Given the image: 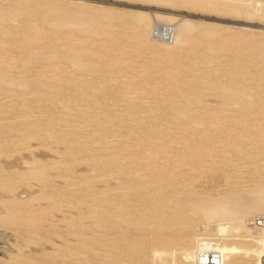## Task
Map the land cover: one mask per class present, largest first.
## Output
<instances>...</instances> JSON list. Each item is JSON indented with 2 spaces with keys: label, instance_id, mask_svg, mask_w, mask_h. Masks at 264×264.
I'll return each instance as SVG.
<instances>
[{
  "label": "bare ground",
  "instance_id": "bare-ground-1",
  "mask_svg": "<svg viewBox=\"0 0 264 264\" xmlns=\"http://www.w3.org/2000/svg\"><path fill=\"white\" fill-rule=\"evenodd\" d=\"M28 1L29 0H26V2H28ZM140 1H144L146 3L148 2V4L150 3L152 6L150 5L151 7L147 8L146 10H132L131 9V10H126V11H120V12H118V14H116L114 12L115 15L112 14L111 10L106 9L105 12L102 11V14H98L96 16V18H98V20L94 19V22L91 21V20H93V19H91V17L89 18V19H91L90 21H86V20L84 21L83 16L86 17V15H90L92 13L94 15V13L97 11V9H98V11H99V9L103 10L102 7L89 5L88 3L87 4L78 3V1L77 2H71L72 3L71 7L65 6V5H59V4L58 5L57 4L52 5V3L46 4V5L44 4L46 6L45 8L48 12L51 13L53 11L52 12V14H53L54 11H56L57 13L55 12V14H53V15L48 13L49 16H47L48 14L46 15V13H47L46 11L40 12V10H39V14L40 13L44 14L46 12L44 14V16L46 15L47 17H42L41 21H43V23L47 22V25H50L53 27L52 30L56 32V35H54L55 38H56V36H58V33H60V34L62 33L61 29L64 28L65 26L76 27L77 29L83 31L84 34L86 32H89V36H90V34L92 36L93 35L94 36L95 35L101 36V33L103 34V32H101V28H100L101 26H100L99 18L104 19V23L106 22L111 26H112V24H118L119 26H121V31H119L116 36H113L112 32H111L112 36L111 35L108 36V34H110V33H108V34L105 33V34H103V36L106 35L108 37V40L111 41V43L114 40L118 41L117 43H123L124 41H130L131 43H133V45H130L129 47H121L122 46V44H121L120 48H117L118 49L117 51L123 55H125V54L129 55V53L131 51H133V52L138 53V56L139 55L142 56L141 52H143V53L146 52L145 55H147V56L145 58V62L148 63L147 65H149V66L152 65L155 68L157 67L158 72L160 70L162 71V72L161 71L159 72V74H161V75H158V72L156 71V69H155V72H150L149 69L144 68L145 65L142 66V64L140 65V63H138L139 66H142L144 68V69H142L141 67L137 68V70L139 68H141L140 70H138V72L136 74L139 77L138 80L137 79L134 80L136 77L132 76L131 74L128 75L126 73L125 74L121 73L120 77H123L122 78L123 80L122 81L120 80V83H121L122 88H124V92H128V93L132 92V90H130V87H132L131 85L135 86L136 89H138L139 91H141V92L143 91L142 93L144 95L149 96L153 100L154 105H152V107H150V108L152 111H154L156 113H158V112L160 113V110H162L163 105H165V102L168 101V103H170L169 102L170 99H171V103H176L178 101V104L174 105V108H175L174 110L176 111V114L179 117L187 118L191 123H193L192 124L193 126L195 124V126L201 127L199 129V131H201L202 134L200 133L201 135H200L199 139L202 141V143L204 142V145H202V147L197 149V150H199L198 153L194 149L196 151V153L199 155H202V156H206V158H207L209 153L211 152L212 148H214V146H213L214 142H216L215 145L218 142L221 145L220 147H223V149H224L223 152L227 153L228 155L229 154L237 155V156H240V155L245 156L246 155L248 157L250 156V158L254 157V160H255L254 163L256 166H254L255 169L251 171V172L254 171L253 174L251 175V173H250L251 178L247 179L246 181L245 180L242 181V179H240V181H239L238 179L242 178L241 177V174H242L241 171L242 170H240V171L237 170L236 165H233L232 163H230L232 161H230V159H228L229 157H227L226 154L224 153L225 156H223V157H227V160H229L230 162H225L227 160L222 158L224 160L223 161L218 160L217 163H219V161H221L220 163H222V165H224V164L227 165L225 167V171L227 170L225 172L226 173V179H227L226 182H228V185H229V188H227V190H223L219 195L215 196V195H212L211 192H205V194L195 193L194 191L189 192V193L188 192L184 193V192H182V190H183L182 188L188 187V186H185V187H182L181 189L178 188L177 191L173 192V195H175V198L171 197V199H166L165 193L163 191L164 186L159 187V185L156 182L160 183L163 181H169V180H172L176 177H181V176H183L184 180H185L187 177V176L185 177V175H189L190 171L188 169H185L184 167L186 165L193 164L191 155H189V153L192 151H190L189 153H186L187 155H184V156H182V158H180L181 157L179 155L180 151L176 150V151H178L176 156L179 155L180 157L177 156V158H176V156H174V155L173 156L166 155V157L163 158L164 161L161 160L162 163H160V164L156 163V165H155V161L158 159L157 158L155 160V158L158 155H161L162 153H163L162 155L165 156V153L162 151V149H160V147L158 145L159 140L155 139L154 141L157 142V144H155V142L153 140L150 141L151 139H149V141H144V142H146V144H145V146H143V148L138 149V147H137V150H135V151H128L129 150L128 146L127 147H124L123 145H122L123 147L122 146H116V147L112 146L111 148H113L112 149L113 151L111 154L109 153V155L111 157L107 156L109 158L108 159L105 158V161H103V162L101 161L102 163L99 166V168L96 167L95 169H91V171H93V172L97 171V174L95 175V177L97 178L96 179L97 181H98V178L103 177V175L106 178L105 175L109 176L112 173L113 174L117 173L119 175H120V173H122L121 175L123 176L124 173L126 172V170L124 171V168L121 167L122 166L121 161H123V160L120 159V157H118V156L122 153L127 152V154H131V156L134 155V159L132 158L133 159L132 161H134L136 163V165L138 166V167L137 166L132 167L131 171L132 172L136 171L137 173H139V168H140V173H141L142 172L141 169L143 171H144V169H148V172L146 173V175L151 176V177H156V180L153 181L156 184H152V186L150 184V187L145 188L146 186H143L144 184L132 182L131 183L132 185L124 186L126 183L121 182L122 185L119 187L121 190H124V191H118V192L114 193V191H113L114 189H111L109 187V189L108 188L100 189V190H103V189H105V190L101 191V192L99 191V193H96V191H94V192L91 191L90 193H85V194L79 195V194L75 193L76 192V191H74L75 189L70 188L72 186V184H74V183H72L71 186H69V184H68L67 186H69V188L65 187L66 185H63L65 188H61V186L56 188L54 186L55 184L52 183V185L53 184L54 185L51 187V189L42 190L45 192L40 193L41 192L40 191L39 192L40 195H37L36 197H34V195H33V197H30V200L28 199V201H31V202L23 201L24 198L22 199L20 196H17V195H16V197H14L12 199L7 200L9 198V196H6L7 198H6V200H4L3 203H4V206L6 207L7 210H6L5 214H3L2 216L0 214V223H9V224L15 223V225H16V224H18L16 222H19V219L23 218L25 220V221L23 220L25 222V224L27 222V223H29L30 227H31V225L33 226L30 229H28V232H37L38 230L41 229V225H40L41 221L43 223H45L43 220H46V216L49 215L48 211L51 209L45 211L46 210L45 206H44L45 209L41 208L42 206H40L39 208H37V207L35 208V205H34V203H32V201H34V200L38 201V200H44V199L48 200L49 199V201H51L49 203L50 208L52 207L53 210L54 209L62 210L64 206H68V208L71 209V211H72V209L77 210V213L75 212L76 210L74 211L76 213V216H73V215H75V213H73V214L71 213V214H69V216L71 215L73 217H65L63 219V221H65V226H64L63 230H60V232L64 238V244H63V247L61 249V253L59 255L61 260L60 261L58 260L62 264H123V263L124 264H126V263H128V264H199L201 261L202 254H203V252H205V250L214 251V252L218 253V255L216 256V261L219 264H264V260H263V258H264V232L260 227H258L257 225L254 224L255 219L264 215V75H263L264 74V29H263L264 28V0H140ZM23 2H24V0H23ZM67 3H69V2L67 1ZM20 6L21 5H19V7ZM35 6L31 7L32 9L34 8L33 11H35V8L37 10H38V8L40 9L41 8L40 6H42V4L38 3V5H35ZM43 8L41 10H43ZM27 9H30V8L27 7ZM181 9L198 10V11L200 10V11H205V12H215V13H219L221 15L224 14V15H229V16L231 15L234 17H242L243 19L246 20L247 23H250V24L252 23V24L250 25V24L246 23L247 25L241 26L243 28H242V30H240L239 33H234L233 35L227 34L224 30H223L224 31L223 32L219 27H214V26H213L214 28H212V27H210V28L201 27L199 24H197V22L194 19L189 17L188 13H186V14L180 13ZM12 11H13V9H12ZM29 11H31V9ZM36 11H35V13H36ZM7 13L8 12L0 13V19H6ZM24 13H26V11L23 12V14ZM37 13H38V11H37ZM37 13H36V16H37ZM13 14H14V12H13ZM13 14H12V17H13ZM79 15L82 16V21H80ZM12 17L10 16V18H12ZM17 17H18V14H17ZM77 18H78V20H77ZM7 20H8V18H7ZM11 21H13V20H11ZM35 22L36 21H34V23H31L32 26L30 27L32 30V35L35 38H41L40 40H43L42 37L45 35L46 31L42 30L43 29L42 27L45 24L44 25L42 24L43 26H41V25H37L38 24V22H37L35 25ZM1 23H2V21H1ZM16 23H18V22L16 21ZM25 23H26V21H25ZM95 23H97L98 26ZM256 23L258 24V25H256L257 27H255V25H253ZM27 24L29 25L30 23H26V25ZM159 24L163 25L166 30L170 31V34L172 35L171 39L161 40V39H158L154 36L155 26L159 25ZM22 25H23V23H22ZM104 25H103V27H104ZM214 25H216V24H214ZM46 28H48V27H46ZM110 29H111V27H110ZM126 29L127 30L131 29L132 32L127 33V31H125ZM7 30H6V32H7ZM14 30H15L14 33H16V28ZM52 30H51V32H48L47 35H50V33L53 32ZM69 30H70V28H69ZM117 30H118V28H117ZM225 30H226V28H225ZM6 32H5V34H7V36L10 35L9 33H6ZM68 32H66V31L63 32V37L67 38L65 40H67L68 42L65 41L66 42L65 45L63 44L64 49H62L61 52H59L56 48H51L50 51H48L47 53H44V55L47 56L46 59H49L51 57H55L59 53H62L60 56V63L65 64V69L63 67H61L62 65L60 66V65H58V63H56L58 65V68L55 69L52 65L49 68H54L52 71H57V73H59V74H54V75H47L46 74L45 75V72H43L42 74L40 73L39 76H40V78H43L45 76L46 78L44 77L45 78L44 80H48V82H52V81H55L57 79L59 82L62 81L64 83V88H65L64 90L66 92L63 91V93L60 94L59 102L61 103V106L64 107L65 110H71L72 112H75L76 117L78 115H80L84 119V121L82 119L83 126L82 125L81 126L83 128H87L84 126H88V124L94 125V123L90 124L89 121L96 120L94 118L98 117L99 114L101 116V114H104L102 112L106 111V110H103V108H101L102 106L100 107L101 108V110H100L96 104L97 101L96 100L93 101V99H95V97L98 95V93H100L102 91H109L108 89L111 87V83L113 81H115V78H110V77H106V76L102 77L101 76L102 77L101 81L100 82L97 81L98 84H100L99 86H97L96 84H93V85H91V90L85 91L86 88L81 90V87H79L77 81H79L81 83L86 81V79L84 78L86 71L87 72H95L96 70H101V62H100L101 60L99 59L101 57H98V59H94V58H92L94 56L93 55L92 57H88L87 59L83 58L84 51L86 49H88L87 48L88 45L89 46L94 45L93 43L95 42V40H94V42L92 40L90 42H88L86 40H88V39L90 40L92 38V36H90L91 38L86 39L88 36L84 38L81 35L83 43H84V40L86 39L85 41L88 42V45L86 48L83 46L75 47L76 44L71 45L70 43L74 44V42H73L74 39L76 38L78 40L79 37H78V35L75 38L71 37L70 35L68 36ZM73 32H74V30H73ZM69 33H71V32H69ZM116 33H117V31H116ZM11 34H13V33H11ZM22 34L25 35L24 33H22ZM65 34H66V36H65ZM254 34L259 35L258 36L259 38H254L255 37ZM72 36H73V34H72ZM208 37H216L218 40H216V42L210 43V42L206 41V38H208ZM24 38L26 41H30L29 40L30 38H28V37H24ZM55 38L52 40L53 42H54ZM242 39H244V40H242ZM57 40L60 41L59 38ZM239 40H241V41H245V40L247 41L248 40V42H246L245 48H243V49L244 50L247 49L248 51H250V53L256 58L257 64H258L257 66H258L259 74H261V76L263 78V82L260 84L259 89L257 87L258 90H257V92H255L256 94H253V92H251V88L254 89V85L253 86L251 85V83L253 81L250 82L251 79L250 80H244L246 74L244 76L243 71H241V70H243V69H241L242 68L241 58H242L243 54L241 55L239 53L238 46H236L234 49H232V46L237 45L238 42L239 43L241 42ZM34 41H37V39H35ZM46 41H48V40H46ZM58 41H55V42L57 43ZM80 41H81V38L79 39V45L82 43V41L81 42ZM106 41H105V43H107ZM75 43H76V41H75ZM9 44L12 45L11 43H9ZM9 44H7V45H9ZM40 44H41V42H40ZM10 45L8 48L11 47ZM43 45H45V44H43ZM99 45H100V43H99ZM238 45H240V44H238ZM53 46L55 47L56 45L54 44ZM104 46H101V48L102 47L104 48ZM123 46H125V45H123ZM1 48L3 49V47H1ZM24 48H25V46H24ZM61 48H62V46H61ZM131 48H132V50H131ZM230 50L232 52H234L233 53L234 59L232 61V64H234V66H233V68H231V69L228 68V70H226L227 77H229L228 81H224L221 84L220 83L219 84L214 83L212 86L208 85L209 82H207L205 80H202L205 82L204 84L203 83L200 84V82L196 83L198 81L195 78H196V75L198 73L203 72L205 75L206 74L210 75L211 73L205 71L206 66H208L207 68L211 67L213 69L212 66L214 64L216 65V63L218 62V61L215 62L214 57H213V53H215V54L217 53L220 56H222V54H224L227 51L231 52ZM42 51H44V50H42ZM2 52H4V49L2 50ZM2 52H1V54H5ZM86 52H87V50H86ZM88 52H90L89 54H95L96 53L95 50H93V49H88ZM112 53H114V52H112ZM6 56L7 55H4V56H2V58L3 57L5 58ZM87 56H89V55H87ZM141 56H139V57L141 58ZM11 58L13 60H16V59H14V57H11ZM8 59H9V57H8ZM8 59H6V60H8ZM41 60L43 61V59H41ZM17 61H18V59H17ZM128 61H129L128 59L121 60V61H119L117 59L114 61L113 65L110 64V66L111 65H112L111 67L116 66V67L120 68L121 71H127V69L131 68V66H132V64L129 63ZM14 62H11V63L14 64ZM29 62H30V60H29ZM29 62L27 60V61H25L24 64H22V66H24L22 72H24L25 74H26L27 70H30L28 67ZM131 62L133 63V61H131ZM253 62L255 63V61H253ZM11 63H9V64L11 65ZM17 63H19V62H17ZM202 63H204L206 66ZM134 64L135 63H133V65ZM224 65H226V63ZM31 66H33V65H31ZM110 66L108 68H111ZM216 66H218V65H216ZM71 67H74L73 71H69V68H71ZM8 68L9 67L7 66V64H5V61H0V84L2 83V87L4 86V89L8 90V92L6 91L7 93L6 92L5 93L0 92V121L11 120V121H13V123H16L15 120L18 118H22V119L25 118L27 121L24 123L26 125L25 126L26 128L22 127V125H19V124H17V126H11L13 124L12 122L10 123V125H6V126L0 128V158H1L2 154H4V153L6 155H9V156H11V155L14 156L15 152L19 151L22 148L23 149H30V147H31L30 141H32V139H34V138L36 139V135H34L36 132L37 133L40 132V134H42L40 137L38 136L39 137L38 139H42L43 141L45 140L44 142H47V138H52V139L56 138L57 140H59L58 142H60L61 140H64V141L68 140L69 141L68 146L69 145L72 146V144L74 142L71 143L70 141H76V142L83 143V144H80V146L82 145L83 149L90 148V150H91V148H93L95 146V143L96 144L100 143L99 145L109 144V141L107 139H110L111 137L109 138V137L103 136L102 139L99 141V140H95L91 134L82 136V138H81L79 136V134H77L76 132L70 131L68 134V133H66L65 130L57 129L56 127L60 126L59 125L60 121H62L64 123V121L61 119V117L64 115H61L60 113L59 114L61 117H59V118L58 117H55V118L47 117L48 119L41 118V120H43V122H41L39 124L30 120L29 118H31V116H32L31 114H32L33 110L35 109V106L30 107L28 104L23 103L21 105L18 104L20 107H17V105L15 106L14 104L16 103L15 98L19 95L18 92L24 91V94H23L24 96H22L24 98L29 96L27 94V91L30 89L29 87H31V88L33 87L30 85L32 84V82L35 78L32 80V79H29L26 75H21V74L16 76L15 73H12L13 71L8 69ZM10 68L13 69L14 66L12 65ZM34 68H35V66H34ZM219 68H220V66H219ZM16 69H14V70H16ZM134 69H132V70H134ZM225 69H227V68H225ZM206 70H208V69H206ZM188 73H190V75H188ZM247 73L250 74V72H247ZM242 74H243V76H241ZM249 74H247V75L249 76ZM251 76H250V78H251ZM227 77L225 76L223 78H227ZM185 79H188L189 81H184ZM205 79H207V78H205ZM252 79H254L253 76H252ZM256 79L259 80L258 78H256ZM90 80H89V82H91ZM221 80H224V79H221ZM241 80H243L244 82ZM245 81L249 82L250 85H244L243 86V84H241V82L246 84L247 82H245ZM86 82H88V81H86ZM254 83H256V82H253V84ZM194 84H196L195 86H198V84L200 86H202V84H203L205 87V91H203L200 88H199L200 91L198 89H196V90H198V92H196L197 95L196 96L194 95L195 97H193L192 93L194 91H191V90H193L194 87L192 88L190 86L194 85ZM42 86H44V85H41L40 87H42ZM113 87H114V85H113ZM189 87L192 88L190 91L188 90ZM216 87L220 88L224 94V95H222L223 101L221 100L222 106L219 105L220 107H218V108L210 107L209 104L206 103V101L208 100L207 94L210 93L208 90L211 88H216ZM217 88H216V90H219ZM0 89H1V87H0ZM206 89H208V90H206ZM1 90H3V89H1ZM87 90H88V88H87ZM170 91L173 93L171 94ZM206 91H208V92L206 93ZM117 92H118V90H117ZM122 92L123 91H121L120 94H117L115 92L116 95H114L113 97H115L116 101L125 100L127 98L134 96V95H132V93H130L131 95H129V94H123ZM216 92L218 93V91H216ZM220 92L221 91H219V93ZM17 93H18V95L16 96ZM29 93H30V91H29ZM41 93H44V92H41ZM32 94H33V92H32ZM203 94H205V98H203V96H202ZM30 95H31V93H30ZM55 95H57V94L55 93ZM142 95L135 96L134 99L139 98L138 100H141V99H143V96H144V95L143 96ZM146 96H144V97H146ZM162 96H164V97H162ZM168 97H170V99L167 100ZM7 98H8V100L10 99V102H3V100L7 99ZM177 98H179V99L176 101ZM35 100H36V102H40L42 100V98L35 99ZM23 102H24V99H23ZM31 102L33 103L34 101L32 100ZM52 102H54V101H52ZM57 102H58V100H57ZM99 103H101V102L99 101ZM52 104H54L56 106V103H52ZM112 104H110V105H112ZM115 104H116V102H115ZM126 105H127V103H126ZM133 105H134V107H140V108H143V106H144L140 101H137V100L133 103ZM196 106H197V108H195ZM199 106L202 107L203 110L204 109L205 110L202 111L201 113H200V110H197V111H199L198 114L194 115V112L192 113V109H195V111H196V109H198ZM106 107H107V105H106ZM110 107H109V110L112 109V107H111V109H110ZM124 107H122V108H124ZM171 107H173V104ZM116 108H118V107H116ZM125 109H126V107H125ZM131 110H132V108H130V109L127 108V110H125L121 115L119 114V116L122 118V121H123L122 124L124 123V120L128 116L133 115V114H131ZM215 110H217V111H215ZM232 110L235 111V114L231 113V115H230L227 113L228 111L232 112ZM167 111H168V109H167ZM44 112H46V111H44ZM44 112L43 113L41 112V113L44 114ZM117 112H119V111H117ZM134 113H136V112H134ZM144 113H147V112L145 111V112H143V114ZM39 115H41V114H38L37 117H39ZM57 115H58V113H57ZM191 115H194V116L191 117ZM102 116H106V114H104ZM107 116L108 117H105L106 119H104V120L107 123H109L111 121L110 119L112 116L111 117H109V115H107ZM114 116H116V115H114ZM133 116L132 117L134 119H135V116L138 117L136 114ZM132 117H129V119ZM143 117H145V116H143ZM133 118H132V120H133ZM160 118H162V117H160ZM89 119H94V120H89ZM18 120H20V119H18ZM140 120H142V118ZM140 120L139 121H138V119L136 120L137 124H138V122H141ZM175 120H176L175 122L177 123V118ZM76 121H75V123H76ZM82 121H81V123H82ZM96 121H97V123L103 122V120H96ZM145 121H143V122H145ZM214 121L216 122L215 125L218 126V127H216L218 132H216L217 135L214 134V136H212L211 133H209L208 131L213 126L211 124ZM67 122H68V120L66 121V123ZM106 122H104L105 124H103V125L100 124V127L107 125ZM143 122H141V123H143ZM66 123H64L63 125H65ZM86 123H88V124H86ZM180 123H181V121H180ZM118 124H120V123H118ZM124 124H126V122ZM246 124L247 125L249 124V126H248V128H245V130H242V133H241L240 129H238V130H240V132H237L238 130H236V132H235V129L239 128L240 126L243 127V125L245 126ZM96 125H99V124H96ZM139 125L141 127V124H139ZM175 125H177V124H175ZM73 126H75V125H73ZM181 126H183V124ZM67 127H69V126H67ZM112 127H114V126H112ZM129 127L132 128V126H129ZM150 127H152V126H149V128ZM163 127L164 126H162V128L161 127L160 128L163 130ZM204 127H205V129H204ZM242 127H241V129H243ZM77 128H80V127L77 126ZM160 128L158 129L159 131H160ZM128 129L129 128H127V130ZM213 129H215V128H213ZM246 129L248 131L247 132L248 134L243 133V131H246ZM15 130L20 131L21 134L14 133L13 131H15ZM81 130L83 132V129H81ZM100 130H101V128H100ZM149 130H153V129L152 128L148 129V132H149ZM188 130H189V128H188ZM188 130L186 131V134H187ZM204 130H205V132H204ZM215 130H214V133H215ZM167 131L169 132V129ZM177 131L179 132V130H177ZM190 131L194 132L192 130V128ZM211 131L213 133V130H211ZM130 133H132V132H130ZM174 133H176V132H174ZM206 133H208V134H206ZM220 133H222V134L220 135ZM153 134H154V132H153ZM171 134L174 135L173 132ZM178 134H180V133H178ZM37 135H39V134H37ZM93 135H94V133H93ZM193 135H195V134L193 133ZM175 136H180V135L175 134L173 137L174 143L172 142V145L174 144V146L176 147V142L178 141V138L176 137L177 141H174V140H176ZM196 136H197V134H196ZM115 137H117V136H115ZM146 137H147V135H146ZM215 137L218 138V141L215 139ZM120 138H121V136H120ZM166 138L167 137H165V139ZM179 138H181V136ZM111 139H113V138H111ZM181 139H183V138H181ZM191 139H193V138H191ZM243 139H245V140L246 139L247 140L252 139L251 141H252L253 145H255L256 149H248L247 148L248 146L245 147V143H244V146H242L241 141ZM139 140H142V139L139 138ZM162 140H160V142ZM200 140H198V141H200ZM249 140H248V142H249ZM182 141H184V140H182ZM182 141H180L181 143H179L181 145V147L183 146L184 143H186V142L183 143ZM195 141H196V139H195ZM134 142H136V143L139 142V144H140L141 141H138V142L134 141ZM190 142H192V141H189L188 143H190ZM244 142H246V141H244ZM22 144L25 146H23ZM60 144H62V143H60ZM21 145H22V147H16L15 148V146H21ZM48 145L50 146V144H48ZM73 146H77V145L73 144ZM139 146L141 147V145H139ZM184 146H185V144H184ZM186 146H187V144H186ZM196 146L197 145L195 142V147ZM249 146H251V145H249ZM177 147H179V146H177ZM198 147H199V145H198ZM161 148H163V147L161 146ZM167 148H169V147H166L165 149H167ZM66 149H69V148H66ZM94 149H95V147H94ZM96 150H98V149H96ZM107 150H109V149H107ZM169 150H170V148H169ZM173 150H174V148H173ZM189 150H191V147ZM66 151L69 153L68 150H66ZM216 151H218V150H216ZM72 152H74V151H72ZM219 152H220V150H219ZM90 153H91V151H90ZM143 153H144V155L148 154L147 159H144V160H147L146 163L143 162V159H139V158H141V155ZM219 154H221V152L217 153V155H219ZM65 156L67 157V155H65ZM73 156L78 157V154L73 155ZM73 156L71 155L72 160H73ZM103 156L104 155L102 154L101 157H103ZM214 156H216V155L214 154L213 157ZM101 157H99V158H101ZM230 157H232V156L230 155ZM79 158H80V155H79ZM205 159H203V160L206 161ZM38 160L39 159H37V160L35 159V161L33 160L34 162L31 160L34 165L31 164L29 161L28 162L25 161L27 164L29 163L28 165H30L29 168L26 170H24V169L21 170L20 168H16V167H18L19 163L16 166L15 160H14L15 162L13 164V167L11 165V163L13 161L10 163V165L5 163L6 162L5 161L4 163L6 166H4V165H3L4 167L0 166V167H2L1 169H3V170L4 169H10L11 172H9V174H7V175L0 176V189L3 188L1 190H3V191L6 190L7 193H8V191H10V192L15 191L16 192V189H18V188H16L14 185V182H13L14 179L21 180V183H22V181H28L30 179H33V180L36 179L35 181H37V182L39 181L40 184H41V182L46 183L48 181H50V182L53 181L54 175L52 174V170H53V167L56 168V166H53L51 164H41V162H40L41 160H39V162H40V164H39ZM87 160H88V158H87ZM97 160H96V162H98ZM151 160H153V161H151ZM203 160H201V161L203 162ZM83 161H84V159L82 160V162ZM92 161L93 160L91 159V162ZM210 161H209L210 164L208 163L209 165L208 164L205 165V162H204L203 165H205V168H199V170L202 172H206V171L208 172L210 170L213 171V170H216V168L217 169L220 168L219 166L215 167V165L213 164L214 162L212 161L213 163H211ZM73 162H75V161H73ZM73 162H72V164H73ZM82 162H80V163H82ZM96 162H95V164L97 165ZM206 162H208V161H206ZM243 162H246V161H243ZM26 163H24V164H26ZM75 163H77V162H75ZM80 163H78V164H80ZM86 163H89V162L86 161ZM1 164H3V163L1 162ZM78 164H76V165H78ZM196 164L198 165V163H196ZM200 164L201 163H199L198 167L200 166ZM211 164H213V165H211ZM252 164H253V162H252ZM7 165H9V166H7ZM58 165H60V164H58ZM61 165L63 167V164H61ZM67 165H70V164H66L65 167H68ZM73 165L76 166L75 164H73ZM93 166H95V165H93ZM93 166L92 167L90 166V167L94 168ZM123 166L125 167V165H123ZM22 167H24V166L22 165ZM65 167H64V169H65ZM130 167H131V165H130ZM189 167L192 168L191 166H189ZM189 167H187V168H189ZM198 167L196 168V170H198ZM17 169H19L18 172H16ZM66 169H68V168H66ZM14 170H16V171H14ZM76 170H78V169H76ZM4 171H6V170H4ZM128 171H129V169H128ZM193 171H195V170H193ZM62 172L63 171H61V173L58 176L63 177L64 173L62 174ZM93 172H91V174ZM136 172L134 173L135 175H136ZM68 173L71 174V172H69V171H68ZM72 173H74V171ZM198 173H200V172H198ZM79 174H80V172H79ZM203 174L204 173L198 174L197 176H202ZM206 174H205V176H206ZM13 175H14V177H13ZM73 176L75 177V175H73ZM80 176H81V174H80ZM115 176H117V175H115ZM68 177H67V179H68ZM112 177H114V175ZM249 177L250 176H248L247 178H249ZM89 178L90 177H87L85 179V181H87V182L92 181V180H89ZM142 178L147 179V177L145 178V176ZM199 178H198V180H199ZM70 179H72V178H70ZM132 179H134V177ZM103 180L104 179H102V181ZM117 180L120 181V179H117ZM117 180H116V183H117ZM71 181H73V180H70V182ZM93 181H95V180H93ZM185 181H187V180H185ZM195 182L193 185H195ZM23 183H26V182H23ZM23 183H22V185H23ZM110 183H111V181H110ZM113 183H115V180ZM113 183H112V186L114 185ZM192 183H193V181H192ZM46 184H48V183H46ZM49 184H51V183H49ZM59 184H61V183L59 182ZM106 184H108V183H106ZM118 184H120V183H118ZM166 184H168V183H166ZM27 185H30V181H29V184H27ZM84 185L85 184H83V186ZM73 186H75V185H73ZM79 186L82 187V183ZM92 186H93V184H92ZM88 187H91V186H87V184H86V188H88ZM105 187H107V186H105ZM166 187H167V185H166ZM170 187H171V184H170ZM89 189L90 188H88L86 191L89 192ZM93 189H95V188H93ZM111 190H112V192H111ZM207 191H209V189H207ZM210 191H212V188L210 189ZM102 193L105 196H101ZM1 194H3V193H1ZM99 194H101V195H99ZM151 194L155 195L156 199L154 200V203H152V205L150 203L149 206L148 205L146 206L147 203L143 199L146 198V195H151ZM64 196L65 197L67 196L69 198L67 199ZM133 196H139L140 201L138 203L135 202V199L133 198ZM3 197L5 198V196H3ZM152 198H153V196H152ZM165 207L168 208L172 212L171 213L172 216L170 218L164 217V215H163V208H165ZM68 211H70V210H68ZM68 211H66V212H68ZM66 212L64 214L68 215V214H66ZM115 226L120 227V230L119 231L118 230L113 231L112 229ZM148 227L153 228V230L149 233L145 232V230H147ZM113 235H117L119 237L116 238V237H113ZM31 238L32 237H30V240L34 239V238L31 239ZM26 239H28V237ZM32 242H34V241L32 240ZM35 242H36V240H35ZM100 250L104 251V254L101 251L103 255L99 254ZM45 255L48 256L47 254H45ZM56 256H53V261L51 259L52 256H50L51 261H49L48 264H55L57 262V259H56V262L54 261L55 260L54 258H57ZM25 259L27 260V258H25ZM28 260H29V258H28ZM202 260L205 261V257L202 258ZM31 261H32V259H31ZM27 264H29V263H27ZM57 264H59V263L57 262Z\"/></svg>",
  "mask_w": 264,
  "mask_h": 264
},
{
  "label": "rangeland",
  "instance_id": "rangeland-1",
  "mask_svg": "<svg viewBox=\"0 0 264 264\" xmlns=\"http://www.w3.org/2000/svg\"><path fill=\"white\" fill-rule=\"evenodd\" d=\"M2 1V2H1ZM8 3H7V2ZM21 1V2H20ZM38 1V2H37ZM67 1L69 2V3H67ZM78 1V3H84V4H89V5H94V6H97V7H102V9L103 10H100L99 9V11H98V9H97V13L95 14L94 13V15H93V13L92 14H90V15H86V17L85 16H83V20L85 21H90L91 19H93V20H91V21H93L94 22V19H96V20H98V18H96V16L98 15V14H102V11H104L105 12V10L107 9V10H111V12H112V14H114L115 15V13L116 14H118V12H120V11H126V10H146L147 8H149V7H151L152 5L149 3L148 4V2L146 3V2H144V1H140V0H29L28 2H26V0H24V2H23V0H0V10L2 11H0V13H4V12H8L7 14H6V19H0V61H5V64H7V66L9 67L8 69H10V70H12L13 72L12 73H15V75L16 76H18L19 74H21V75H26L29 79H34L33 80V82H32V84L30 85V86H33L32 88L31 87H29L30 89L27 91V94L29 95V96H27L26 98H24V97H22V96H24L23 94H24V91H20V92H18L19 93V95H18V93L16 94V103L14 104L15 106L17 105V107H20L19 105H21V104H28L30 107H34L35 106V109L33 110V112H32V116H31V118H29L30 120H32L33 122H35V123H41V122H43V120H41V118H44V119H48L47 117H53V118H55V117H61L60 116V114L61 115H64V116H62L61 117V119L64 121V123H66V121L68 120V122L65 124V125H63L64 123L62 122V121H60V126H57L56 128L57 129H61V130H65L66 131V133H68L69 134V132L71 131V132H76L77 134H79V136L82 138V136H85V135H88V134H91L92 136H93V138L95 139V140H101L102 139V137L103 136H105V137H111V138H113V139H107L108 141H109V144H103V145H99L100 143H95V149H94V147L93 148H91V150H90V148H85V149H83V147H82V145L80 146V144H83V143H81V142H76V141H70L71 143H73L74 145H77V146H73V144H72V146H68V143H69V141L68 140H61L60 142H58L59 140H57L56 138H54V139H52V138H47V142H44L42 139H38L42 134H40V132H36L34 135H36V139L34 138V139H32V141H30V144H31V147H30V149H20L19 151H16L15 152V155L14 156H9V155H6L5 153V155L4 154H2V156H1V158H0V166H6L5 165V163H7V164H9L10 165V163H11V165H12V167H13V164H14V162H15V164H16V166H17V164H18V167H16V168H20L21 170H26V169H28L29 168V166L30 165H28L25 161H29L31 164H33V162L35 161V159L37 160V159H39V160H41L40 162H41V164H51V165H53V166H56V168L55 167H53V170H52V174L54 175V177H53V181H48V182H46V183H48V184H46V183H43V182H41V184H40V182L38 181H35L36 179H30V180H28V181H22V183L23 182H26V183H23V185H22V183H21V180H18V179H14V185H15V187L16 188H18V189H16V192L14 191V192H10V191H8V193L6 192V190L5 191H3V190H1V189H3V188H1L0 189V214H1V216L3 215V214H5V212H6V207L4 206V200H6V196H9V198L7 199V200H9V199H12V198H14V197H16V195L17 196H20L22 199H23V201H26V202H31V201H28V199L30 200V197H33V195H34V197H36L37 195H40V193H42V192H45V191H42V190H46V189H51V187L54 185L56 188H58V187H60L61 186V188H65V187H68L69 188V186H71V184L72 183H74V184H72V186L70 187L71 189H75L74 191H76L75 193H77V194H79V195H82V194H85V193H90L91 191H96V193H99V191L101 192V191H104L105 189H103V190H100V189H102V188H108L109 189V187L111 188V189H114L113 191H114V193L115 192H118V191H124V190H121L120 189V187L119 186H121L122 185V183L121 182H123V183H126L124 186H130V185H132L131 183L132 182H134V183H140V184H144L143 186H146L145 188H148V187H150V184H151V186H152V184H158L159 185V187H161V186H164V188H163V191H164V193H165V198L166 199H171V197L172 198H175V195H173V192L174 191H177V189L178 188H182V187H185V186H188L187 188L185 187V188H182L183 190H182V192H195V193H199V194H205V192H211V194L212 195H215V196H217V195H219L223 190H227V188H229V185H228V182H226L227 181V179H226V171H225V167L227 166L226 164H224V165H222V163H220L221 161H223L224 159L225 160H227V157H229L228 159H230V161H232V162H230L229 160H227V161H225V162H230V163H232L233 165H236V168H237V170H242L241 172H242V174H241V177L242 178H239L238 180L240 181V179H242V181H246L247 179H250L251 178V175L253 174V172H251L252 170H254L255 169V167L254 166H256L255 165V160H254V157H251L250 158V156L248 157V156H237V155H232V154H227V153H225V152H223L224 151V149H223V147H220L221 145H220V143H218L217 142V144L215 145V143L216 142H214V144H213V146H214V148H212V150H211V152L209 153V155H208V157L206 158V156H202V155H199V154H197L198 153V151L199 150H197V149H199L200 147H202V145H204V142L202 143V141L199 139L200 138V135L202 134V132L201 131H199V129L201 128V127H199V126H195V124H194V126L192 125L193 123H191L187 118H182V117H179L177 114H176V111L174 110L175 108H174V105H176V104H178V99L179 98H177L176 99V103H171V99H170V97H168L167 98V100L168 99H170L169 100V102L170 103H168V101L167 102H165V105H163V108H162V110H160V113L158 112V113H156V112H154V111H152L151 110V108L150 107H152V105H154V102H153V100L149 97V96H146V95H144L141 91H139L138 89H136V87L135 86H133V85H131L132 87H130V90H132V92H130V93H132V95H134V96H132V97H130V98H127V99H125V100H119V101H116L115 100V97H113L114 95H116V93L117 94H120L121 93V91H123L122 93L123 94H129V95H131L130 93H128V92H124V88H122V86H121V83H120V80L122 81L123 79V77H120L121 76V73L122 74H128V75H132V76H135L136 78L134 79V80H138L139 79V77H138V75H136L137 74V72H138V70H140L141 68L142 69H149V71L150 72H155V69H156V71H157V67L155 68L154 66H149V65H147L148 63H146L145 62V58H146V56L147 55H145L146 54V52L145 53H143V52H141L142 53V56L141 55H139V56H141V58L138 56V53H136V52H133V51H131L130 53H129V55L128 54H125V55H123V54H120L117 50V48H120V46H121V44H122V46L121 47H129L130 45H133V43H131L130 41H124L123 43H117L118 41H113L112 43H111V41L110 40H108V37L106 36V35H104L103 36V34H108V33H110V34H108V36H112V34H111V32L113 33V36H116L117 34H118V32L119 31H121V26H119L118 24H112V26L111 25H109L108 23H104V19H100L99 18V21H100V28H101V32H103V34L101 33V36H92L91 34H90V36H92V38L89 36V32H86L85 34H84V32L83 31H81V30H79V29H77L76 27H69V26H65L64 28H62L61 30V34L60 33H58V36H56V38H55V36L54 35H56V32L55 31H53L52 29H53V27L52 26H50V25H47V22H45V23H43V21H41V18L42 17H47V16H49V14L48 13H50V12H48L47 10H46V4H49V3H52V5H55V4H59V5H65V6H69V7H71L72 6V3L71 2H77ZM16 2V3H15ZM38 3H40V4H42V6H40L41 8L39 9L38 8V10L35 8V11L37 10L38 11V13H37V11H36V13H37V16H36V13H35V11H33V9L31 8L32 6H35V5H38ZM16 4V5H15ZM33 4V5H32ZM45 4V5H44ZM19 5H21L20 7H19ZM148 5V6H147ZM151 5V6H150ZM23 6V7H22ZM3 7V8H2ZM10 7V8H9ZM27 7L28 8H30L31 9V11H29L30 9H27ZM36 7V6H35ZM44 7V8H43ZM2 8V9H1ZM17 8V9H16ZM43 8V10H41ZM12 9H13V11H12ZM16 9V10H15ZM53 9V8H52ZM18 10V11H17ZM21 12H20V11ZM23 10V11H22ZM39 10H40V12L41 11H46L45 13H46V15L44 16V14L43 13H40L39 14ZM182 10V11H181ZM180 10V13H182V14H186V13H188L189 14V17H191L192 19H194L196 22H197V24H199L201 27H203V28H210V27H212V28H214V27H219L222 31L224 30L227 34H234V33H239L240 32V30H242V28L243 27H241V26H245V25H247V24H250V23H247L246 22V20L245 19H243L242 17H234V16H229V15H224V14H219V13H215V12H205V11H198V10H189V9H186V10H184V9H181ZM26 11V13H24L23 14V12H25ZM13 12H14V14H13ZM32 12V13H31ZM53 12V11H52ZM52 12L50 13L51 15H53V14H55V12L56 11H54V13L52 14ZM103 12V13H104ZM115 12V13H114ZM57 13V12H56ZM107 13V12H106ZM11 14V15H10ZM12 14H13V17H12ZM16 14V15H15ZM17 14H18V17H17ZM21 14V15H20ZM32 14V15H31ZM111 14V15H112ZM23 15V16H22ZM10 16L12 17V18H10ZM94 16V17H93ZM36 17V18H35ZM91 17V19H89ZM7 18H8V20H7ZM23 18V19H22ZM39 18V19H38ZM85 18V19H84ZM22 19V20H21ZM36 19V20H35ZM79 19H80V21H82V16H80L79 15ZM11 20H13V21H11ZM26 21V23H30L29 25L27 24L26 25V23H25V21ZM77 20H78V18H77ZM1 21H2V23H1ZM16 21L18 22V23H16ZM23 21V22H22ZM34 21H36L35 22V25H36V23L38 22V24L37 25H41V26H43L44 24V26L42 27L43 29L42 30H45L44 32H45V35L42 37V39L43 40H40L41 38H35L33 35H32V30H31V26H32V24L31 23H34ZM23 23V25H22V23ZM4 23V24H3ZM6 23V24H5ZM208 23V24H207ZM244 23V24H243ZM247 23V24H246ZM43 24V25H42ZM49 24V23H48ZM96 25H97V23H95ZM106 26H105V25ZM214 24H216V25H214ZM252 24V23H251ZM250 24V25H251ZM103 25H104V27H103ZM114 25V26H113ZM208 25V26H207ZM210 25V26H209ZM253 25H255V27H257L256 25H258L257 23L256 24H253ZM252 25V26H253ZM5 26V27H4ZM98 26V25H97ZM117 26V27H116ZM206 26V27H205ZM214 26V27H213ZM18 27V28H17ZM22 27V28H21ZM46 27H48V28H46ZM51 27V28H50ZM110 27H111V29H110ZM16 28V33H14L15 32V29ZM27 28V29H26ZM69 28H70V30H69ZM103 28V29H102ZM117 28H118V30H117ZM225 28H226V30H225ZM8 29V30H7ZM12 29V30H11ZM23 29V30H22ZM25 29V30H24ZM50 29V30H49ZM105 29V30H104ZM264 29V28H263ZM5 30V31H4ZM6 30H7V32H6ZM14 30V31H13ZM51 30L53 31L52 33H50V35H47L48 34V32H51ZM73 30H74V32H73ZM115 30V31H114ZM12 31V32H11ZM23 31V32H22ZM71 32V33H69L68 32V36L70 35L71 37H73V38H75L77 35H78V37H79V39L81 38V41H82V37H87L86 39H88V38H91L90 40L88 39V40H86V41H88V42H90L91 40L94 42V40H95V42L93 43L94 45H91V46H89L88 45V42H86L85 40H84V43H83V41H82V45L80 44L79 45V39L77 40L76 38V40L74 39V44L73 43H70L71 45H75L76 44V46L75 47H81V46H83V47H87V45H88V49H93V50H95V54H89L90 52H88V49H86L87 50V52H86V50L84 51V56H83V58H88V57H92L93 55V57L92 58H94V59H98V57H101V58H99L101 61V70H96L95 72H85V76H84V78L86 79V81H88V82H86V81H84V82H79V81H77V83H78V85H79V87H81V90L82 89H85V91H89V90H91V85H93V84H96L97 86H99L100 84H98V82H100L101 81V79H102V77H110V78H115V81H113L112 83H111V87L108 89L109 91H102V92H100V93H98V95L95 97V99H93V101L94 100H96L97 102H96V104H97V106L99 107V109L101 110V108H103V110H106V111H103L102 113H104V114H106V116H102V115H104V114H101V116H100V114H99V116L98 117H96V118H94V119H96V120H103V122H99V123H97V121L96 120H94V119H89V120H94V121H89V123L90 124H92V123H94V125H89L88 123H86V124H88V126H84V127H87V128H83L82 126H83V121H84V119L80 116V115H78L77 117H76V113L75 112H72L71 110H65V108L64 107H62L61 106V103L59 102V97H60V94L61 93H63V91L64 92H66L64 89V83L62 82V81H58L57 79L55 80V81H52V82H48V80H44L45 78L43 77V78H40V76H39V74L41 73H43V72H45V75L47 74V75H54V74H59V73H57V71H52L54 68L56 69V68H58V65H62L61 67H63L64 69H65V64H63V63H60V56H61V54L62 53H59L57 56H55V57H51V58H49V59H46L47 58V56L46 55H44V53H47L48 51H50L51 50V48H56L59 52H61L62 51V49H64L63 48V44L65 45V43L66 42H68L67 40H65V39H67V38H65V37H63V32ZM116 31H117V33H116ZM125 31H127V33H131L132 32V30L131 29H126ZM223 31V32H224ZM4 32V33H3ZM5 32L6 33H9L10 35H8L7 36V34H5ZM24 33L25 35H23L22 33ZM81 32V33H80ZM229 32V33H228ZM11 33H13V34H11ZM20 33V34H19ZM75 33V34H74ZM30 36H29V35ZM60 34V35H59ZM72 34H73V36H72ZM17 35V36H16ZM81 35H82V37H81ZM255 35V37L254 38H259L258 36L259 35H257V34H254ZM7 36V37H6ZM33 36V37H32ZM47 36V37H46ZM52 36V37H51ZM65 36H66V34H65ZM14 37V38H13ZM24 37H28V38H30L29 40L30 41H26L25 40V38ZM77 37V38H78ZM107 37V38H106ZM55 38V40H54V42L52 41L53 39ZM60 39V41H58L57 39ZM63 38V39H62ZM5 39V40H4ZM35 39H37V41H34ZM39 39V40H38ZM51 39V40H50ZM72 39V38H71ZM46 40H48V41H46ZM63 40V41H62ZM69 40V39H68ZM73 40V39H72ZM107 40V41H106ZM216 40H218L216 37H208V38H206V41L207 42H210V43H213V42H216ZM242 40H244V39H242ZM32 41V42H31ZM35 43H34V42ZM55 41H58L57 43L55 42ZM66 41V42H65ZM70 41V40H69ZM75 41H76V43H75ZM80 41V42H81ZM105 41L107 42V43H105ZM239 41H241V40H239ZM6 42V43H5ZM26 42V43H25ZM29 44H28V43ZM31 42V43H30ZM40 42H41V44H40ZM61 42V43H60ZM98 42V43H97ZM127 44H126V43ZM245 42V43H244ZM246 42H248V40L246 41H241L240 43L238 42L237 43V45H234V46H232V49H234L236 46H238V48H239V53L242 55V58H241V63H242V68L241 69H243V70H241V71H243V73H244V76H245V74H246V76H245V78H244V80H250L251 79V81L250 82H256V83H254L253 84V82L251 83V85L253 86L254 85V89L253 88H251V92H253V94H256L255 92H257V90L259 89V87H260V84L263 82V78H262V76H261V74H259V71H258V64H257V60H256V58L250 53V51H248L247 49H243V48H245V45H246ZM9 43H11L12 45H10ZM47 43V44H46ZM78 43V44H77ZM87 43V44H86ZM99 43H100V45L101 46H104V48L102 47L101 48V46L99 45ZM125 43V44H124ZM7 44H9L11 47L10 48H8L9 47V45H7ZM31 44V45H30ZM43 44H45V45H43ZM56 45L55 47L53 46V45ZM108 44V45H107ZM114 44V45H113ZM116 44V45H115ZM238 44H240V45H238ZM39 45V46H38ZM79 45V46H78ZM123 45H125V46H123ZM24 46H25V48H24ZM61 46H62V48H61ZM95 46V47H94ZM1 47H3V49H4V52H2V48ZM13 47V48H12ZM40 47V48H39ZM91 47V48H90ZM110 47V48H109ZM242 47V48H241ZM47 48V49H46ZM106 48V49H105ZM115 48V49H114ZM241 48V49H240ZM34 49V50H33ZM37 49V50H36ZM39 49V50H38ZM42 50H44V51H42ZM131 50H132V48H131ZM33 53H32V52ZM72 51V50H71ZM231 51V50H230ZM1 52L2 53H5V54H1ZM7 52V53H6ZM43 52V53H42ZM100 52V53H99ZM112 52H114V53H112ZM39 53V54H38ZM234 52H229V51H227V52H225L224 54H222V56H220L219 54H215V53H213V57H214V60H215V62H217L216 63V65H218V66H216L215 64L212 66L213 67V69L211 68V67H209V68H207L208 66H206L204 63H202V64H204L205 66H206V68H205V71L206 72H209V73H211L210 75H205L203 72H200V73H198L197 75H196V80L198 81V82H196V83H199L200 82V84L201 83H205L204 81H202V80H205V81H207V82H209L208 83V85H213L214 83H216V84H221L222 82H224V81H228L229 79V77H227V74H226V70H228V68L229 69H231V68H233V66H234V64H232V61H233V59H234V54H233ZM33 54V55H32ZM137 54V55H136ZM4 55H7L5 58L3 57L2 58V56H4ZM19 55V56H18ZM28 55V56H27ZM31 55V56H30ZM37 55V56H36ZM87 55H89V56H87ZM91 55V56H90ZM36 56V57H35ZM43 56V57H42ZM96 56V57H95ZM105 56V57H104ZM107 56V57H106ZM119 56V57H118ZM122 56V57H121ZM217 56V57H216ZM250 56V57H249ZM8 57H9V59H8ZM11 57H14V59H16V60H13ZM105 59H104V58ZM22 58V59H21ZM31 58V59H30ZM223 58V59H222ZM232 58V59H231ZM248 58V59H247ZM251 58V59H250ZM5 59V60H4ZM6 59H8V60H6ZM17 59H18V61H17ZM41 59H43V61L41 60ZM119 60V61H121V60H126V59H128L129 61V63H131L132 64V66H131V68H129V69H127V71H121V69L120 68H118V67H111L112 65H113V63H114V61L115 60ZM217 59V60H216ZM220 59V60H219ZM226 61H225V60ZM13 60V61H12ZM23 60V61H22ZM28 60V62H29V60H30V62H29V69L30 70H27V72H26V74L24 73V72H22V70H23V67L24 66H22V64H24L25 63V61H27ZM37 60V61H36ZM10 61V62H9ZM17 63V62H19V63H15V62ZM22 61V62H21ZM131 61H133V63H135L134 65H133V63L131 62ZM222 61V62H221ZM248 61V62H247ZM253 61H255V63L253 62ZM11 62H14V64L13 63H11ZM251 62V63H250ZM9 63H11V65L9 64ZM37 63V64H36ZM56 63H58V65L56 64ZM138 63H140V65L142 64V66L143 65H145L144 66V68L142 67V66H139V64ZM145 63V64H144ZM221 63V64H220ZM226 63V65H224V64ZM42 64V65H41ZM110 64H112L111 66H110ZM252 64V65H251ZM14 66V68L12 69V68H10L11 66ZM31 65H33V66H31ZM53 66L54 68H49L50 66ZM55 65V66H54ZM228 65V66H227ZM34 66H35V68H34ZM111 67V68H108V67ZM148 68H147V67ZM219 66H220V68H219ZM225 68H227V69H225ZM249 66V67H248ZM19 67V68H18ZM44 67V68H43ZM138 67H141V68H139L138 70H137V68ZM215 67V68H214ZM19 70H17V69ZM39 68V69H38ZM42 68V69H41ZM136 70H135V69ZM154 68V69H153ZM14 69H16V70H14ZM48 69V70H47ZM109 69V70H108ZM132 69H134V70H132ZM206 69H208V70H206ZM74 70V67H71V68H69V71H73ZM248 70V71H247ZM251 70V71H250ZM120 71V72H119ZM133 71V72H132ZM161 71V70H160ZM159 71V72H160ZM246 71V72H245ZM51 72V73H50ZM118 72V73H117ZM158 72V71H157ZM159 72H158V75H161V74H159ZM162 72V71H161ZM247 72H250V74L249 73H247ZM99 73V74H98ZM107 73V74H106ZM97 74V75H96ZM116 74V75H115ZM213 74V75H212ZM247 74H249V76L247 75ZM92 75V76H91ZM113 75V76H112ZM188 75H190V73H188ZM201 75V76H200ZM215 75V76H214ZM223 75V76H222ZM253 76V78L254 79H252V76ZM261 77H260V76ZM264 75V74H263ZM39 76V77H38ZM102 76V77H101ZM227 77V78H223V77ZM241 76H243V74L241 75ZM250 76H251V78H250ZM33 77V78H32ZM138 77V78H137ZM96 78V79H95ZM189 78V77H188ZM202 78V79H201ZM205 78H207V79H205ZM256 78H258L259 80H257ZM91 79V80H90ZM119 79V80H118ZM190 79V78H189ZM221 79H224V80H221ZM227 79V80H226ZM89 80L91 81V82H89ZM94 80V81H93ZM133 80V79H132ZM256 80V81H255ZM50 81V80H49ZM98 81V82H97ZM184 81H189L188 79H185ZM241 81H243V80H241ZM59 82V83H58ZM206 82V83H207ZM244 82V81H243ZM243 82H241V84H243V86L244 85H250L249 84V82H247V81H245V82H247L246 84H244ZM55 83V84H54ZM76 83V82H75ZM88 83V84H87ZM135 83V82H134ZM73 84V83H72ZM117 84V85H116ZM202 84V86H200L199 84H198V86H195L196 84H194V85H191L190 87H194V89L193 90H191L192 88H188V90L190 91H194L193 93H192V96L193 97H195L197 94H196V92H198V90L200 91V89H202L203 91H205V87H204V85ZM41 85H44V86H42V87H40ZM56 85V86H55ZM113 85H114V87H113ZM257 85V86H256ZM35 86V87H34ZM39 86V87H38ZM217 86V85H216ZM0 87H1V89H3V90H1L0 92H2V93H5L6 91L8 92V90H6V89H4V86L2 87V83L0 84ZM45 89H44V88ZM53 87V88H52ZM121 87V88H120ZM256 87V88H255ZM257 87H258V89H257ZM87 88H88V90H87ZM200 88V89H199ZM217 88V87H216ZM216 88H211V89H206V90H208L210 93L209 94H207V101H206V103L207 104H209V106L210 107H215V108H218V107H220L219 105H221L222 106V95H224L223 94V92H222V90L220 89V88H217V89H219V90H216ZM115 89V90H114ZM120 89V90H119ZM122 89V90H121ZM134 89V90H133ZM196 89H198V90H196ZM107 90V89H106ZM117 90H118V92H117ZM14 91V90H13ZM29 91H30V93H31V95H30V93H29ZM116 93H115V92ZM137 91V92H136ZM208 91H206V93L208 92ZM216 91H218V93H219V91H221L219 94L216 92ZM6 92V93H7ZM23 92V93H22ZM32 92H33V94H32ZM41 92H44V93H41ZM70 92V91H69ZM171 92V91H170ZM55 93L57 94V95H55ZM110 95H109V94ZM173 92H171V94H172ZM222 93V94H221ZM136 94V95H135ZM144 96H146V97H144ZM169 94V93H168ZM40 95V96H39ZM102 95V96H101ZM139 95H142L143 96V99H141V100H138L137 98H135L134 99V97L135 96H139ZM195 95V96H194ZM107 96V97H106ZM110 96V97H109ZM203 96V98H205V94H203L202 95ZM255 96V95H254ZM15 97V96H14ZM162 97H164V96H162ZM40 98H42V100L40 101V102H36V100L35 99H40ZM54 98V99H53ZM132 98V99H131ZM23 99H24V102H23ZM53 99V100H52ZM109 99V100H108ZM34 101L33 103L31 102V101ZM57 100H58V102H57ZM140 101L144 106H143V108H140V107H134V105H133V103L135 102V101ZM145 102H144V101ZM149 100V101H148ZM222 100V101H221ZM20 101V102H19ZM52 101H54V102H52ZM99 101L101 102V103H99ZM3 102H10V99L8 100V98L7 99H4L3 100ZM48 102V103H47ZM56 103V106L54 105V104H52V103ZM115 102H116V104H115ZM37 103V104H36ZM103 103V104H102ZM113 103V104H112ZM126 103H127V105H126ZM151 103V104H150ZM19 104V105H18ZM60 104V105H59ZM101 104V105H100ZM107 105V107H106V105ZM110 104H112V105H110ZM172 104H173V107H171L172 106ZM205 104V103H204ZM212 104V105H211ZM49 105V106H48ZM58 105V106H57ZM129 105V106H128ZM133 107H132V106ZM43 106V107H42ZM102 106V107H101ZM112 107V109H111V107ZM120 106V107H119ZM126 107V109H125V107L124 108H122V107ZM62 107V108H61ZM101 107V108H100ZM109 107H110V109L111 110H109ZM116 107H118V108H116ZM169 107V108H168ZM204 107V106H203ZM47 108V109H46ZM106 108V109H105ZM127 108H132V110H131V114H133V115H137L138 117H136L135 116V119L130 115V116H128L125 120H124V123L126 122V124H122V118L119 116V114L121 115L125 110H127ZM166 108V109H165ZM195 108H197V106L195 107ZM200 108V109H199ZM205 108V107H204ZM122 109V110H121ZM124 109V110H123ZM167 109H168V111H167ZM202 109V110H201ZM235 109V108H234ZM46 111V112H44V111ZM134 110V111H133ZM197 110H200V113L202 112V111H204L203 110V108L202 107H198V109H196V111ZM48 111V112H47ZM110 111V112H109ZM117 111H119V112H117ZM138 111V112H137ZM147 112V113H144L143 114V112ZM195 111V109H192V113L194 112V115L195 114H198V112L199 111H197L196 112ZM215 111H217V110H215ZM44 112V114H42V113ZM63 112V113H62ZM116 114H115V113ZM134 112H136V113H134ZM166 112V113H165ZM196 112V113H195ZM46 113V114H45ZM57 113H58V115H57ZM60 113V114H59ZM138 113V114H137ZM142 113V114H141ZM228 114H230L231 115V113L232 114H235V111L234 110H232V112L231 111H228L227 112ZM34 114V115H33ZM38 114H41V115H39V117H37L38 116ZM51 114V115H50ZM55 114V115H54ZM73 114V115H72ZM111 114V115H110ZM149 114V115H148ZM67 115V116H66ZM71 115V116H70ZM75 115V116H74ZM107 115H109V117H111V121L109 122V123H107L104 119H106L105 117H108ZM114 115H116V116H114ZM148 115V116H147ZM194 115H191V117H193ZM66 116V117H65ZM143 116H145V117H143ZM152 116V117H151ZM169 116V117H168ZM174 116V117H173ZM68 117V118H67ZM73 117V118H72ZM77 119H76V118ZM129 117H132L133 118V120H132V118H130L129 119ZM160 117H162V118H160ZM166 117V118H165ZM171 117V118H170ZM80 118V119H79ZM98 118V119H97ZM102 118V119H101ZM120 118V119H119ZM138 119V121L142 118V120L143 121H145V122H143L142 120H140L141 122H143V123H141V122H138V124H137V119ZM177 118V123L175 122L176 119ZM18 119H20V120H18ZM18 119H16L15 121H16V123H13V121H11V120H2V121H0V128L1 127H4V126H6V125H10V123L12 122L13 124L11 125V126H17V124H19V125H22V127H25L26 125L24 124L27 120L25 119V118H18ZM77 121H76V120ZM82 119H83V121H82ZM115 119V120H114ZM155 119V120H154ZM180 119V120H179ZM23 120V121H22ZM66 120V121H65ZM148 120V121H147ZM159 120V121H158ZM167 120V121H166ZM70 121V122H69ZM75 121H76V123H75ZM81 121H82V123H81ZM96 121V122H95ZM136 121V122H135ZM151 121V122H150ZM174 121V122H173ZM180 121H181V123H180ZM187 121V122H186ZM189 121V122H188ZM104 122H106L107 123V125H104V126H102V127H100V124L101 125H103V124H105ZM132 122V123H131ZM150 122V123H149ZM164 122V123H163ZM183 122V123H182ZM69 123V124H68ZM72 123V124H71ZM118 123H120V124H118ZM136 123V124H135ZM215 121L211 124V125H213L211 128H210V130L208 131L209 133H211V135L212 136H214V134L215 135H217V133L216 132H218V130L216 129V127H218V126H216L215 125ZM62 124V125H61ZM68 124V125H67ZM96 124H99V125H96ZM134 124V125H133ZM139 124H141V127H140V125ZM144 124V125H143ZM163 124V125H162ZM174 124V125H173ZM175 124H177V125H175ZM183 124V126H181ZM73 125H75V126H73ZM82 125V126H81ZM136 125V126H135ZM138 125V126H137ZM247 125V124H246ZM245 125V126H246ZM64 128H63V127ZM67 126H69V127H67ZM77 126L78 127H82L81 129H83V132H82V130L80 129V128H77ZM97 126V127H96ZM107 126V127H106ZM112 126H114V127H112ZM129 126H132V128L131 127H129ZM149 126H152V127H150V128H152L153 130H149V132H148V129H150L149 128ZM154 126V127H153ZM162 126H164L163 127V130L161 129L162 128ZM171 126V127H170ZM179 126V127H178ZM215 126V127H214ZM244 125H243V127L242 126H240L239 128H237V129H235V132H236V130H238V129H240L241 130V133H242V130H245V128H248V126H249V124L245 127ZM32 127V126H31ZM66 127V128H65ZM91 127V128H90ZM95 129H94V128ZM116 127V128H115ZM161 127V128H160ZM181 127V128H180ZM192 128V130L194 131V132H191L190 130H191V128ZM197 127V128H196ZM199 127V128H198ZM241 127L243 128V129H241ZM26 128V127H25ZM73 130H72V129ZM89 128V129H88ZM97 128V129H96ZM100 128H101V130H100ZM121 128V129H120ZM127 128H129L128 130H127ZM136 128V129H135ZM160 128V131L158 130ZM180 128V129H179ZM188 128H189V130H188ZM213 128H215V129H213ZM76 129V130H75ZM88 131H87V130ZM169 129V132L167 131ZM188 130V132H187V134H186V131ZM198 129V130H197ZM204 129H205V127H204ZM81 130V131H80ZM97 130V131H96ZM132 130V131H131ZM147 130V131H146ZM173 132V134L175 135V134H177V135H180L181 136V138H183V139H181V138H179L180 136H175V139L176 140H174V141H177V138H178V141L176 142V147L177 146H179V147H175L174 146V144L172 145V142H173V137H174V135H172L171 133V131ZM177 130H179V132L177 131ZM211 130H213V133H212V131ZM214 130H215V133H214ZM240 130H238L237 132H240ZM95 131V132H94ZM129 131V132H128ZM154 132V134H153V132ZM197 131V132H196ZM14 133H16V134H21V132L20 131H13ZM97 132V133H96ZM106 134H105V133ZM126 132V133H125ZM130 132H132V133H130ZM135 132V133H134ZM141 134H140V133ZM158 132V133H157ZM174 132H176V133H174ZM199 132V133H198ZM204 132H205V130H204ZM248 131H247V129H246V131H243V133H245V134H248L247 133ZM93 133H94V135H93ZM129 133V134H128ZM178 133H180V134H178ZM192 133V134H191ZM193 133L195 134V135H193ZM201 133V134H200ZM37 134H39V135H37ZM131 134V135H130ZM147 135V137H146V135ZM149 134V135H148ZM190 134V135H189ZM196 134H197V136H196ZM206 134H208V133H206ZM219 134V133H218ZM222 133H220V135H221ZM46 135V134H45ZM114 135V136H113ZM123 135V136H122ZM125 135V136H124ZM127 135V136H126ZM137 135V136H136ZM159 135V136H158ZM194 137H193V136ZM210 135V134H209ZM39 136V137H38ZM78 136V137H79ZM115 136H117V137H115ZM120 136H121V138H120ZM151 136V137H150ZM155 136V137H154ZM74 137V136H73ZM77 137V136H76ZM96 137V138H95ZM140 139H142V140H139V138ZM150 137V138H149ZM161 137V138H160ZM163 137V138H162ZM165 137H167L166 139H165ZM171 137V138H170ZM177 137V138H176ZM115 138V139H114ZM121 140H120V139ZM123 138V139H122ZM127 138V139H126ZM148 138V139H147ZM154 138V139H153ZM191 138H193V139H191ZM49 139V140H48ZM144 139V140H143ZM149 139H151L150 141H154L155 139L156 140H159V147H160V149H162V151L165 153V156L164 155H158L156 158H155V165H156V163H162V161L161 160H163V158L164 157H166V155H171V156H176V154L178 153V151H180L179 152V155L181 156H179V155H177L178 157H180V158H182V156H184V155H187L186 153H189L190 151H192V152H190L189 153V155H191V158H192V163L193 164H189V165H186L184 168L185 169H188L189 171H190V174L189 175H185V177H186V179L185 180H187V181H185L184 180V177L183 176H181V177H176V178H174V179H172V180H169V181H163V182H160V183H158V182H156V183H154L153 181H155L156 180V177H151V176H148V175H146V173L148 172V169H144V171L141 169V173H140V168H139V173H137L136 171V175L134 174L135 172H132L131 170V168L132 167H135V166H137L136 165V163L134 162V161H132L133 159H134V155H132L131 156V154H127V152H125V153H122V154H120L118 157H120V159H122L123 161H121V164H122V166L121 167H123L124 168V171L126 170V172L124 173V175L122 176L121 174L122 173H120V175L119 174H117V173H112L111 175L113 176L114 175V177H112L111 175H105L106 176V178L104 177V175H103V177H101V178H98V181L96 180L97 178L95 177V175L97 174V171H95V172H93V171H91V169H95L96 167L97 168H99V166L101 165V163L103 162V161H105V158L106 159H108L109 157H111L110 155H109V153L111 154L112 153V149L113 148H111L112 146H124V147H127L128 146V148H129V150L128 151H135V150H137V147H138V149H140V148H143V146H145V144H146V142H144V141H149ZM163 139V140H162ZM181 139V140H180ZM186 139V140H185ZM195 139H196V141H195ZM215 139L218 141V138L217 137H215ZM105 140V139H104ZM141 141L140 142V144H139V142L138 143H136V142H134V141ZM160 140H162L161 142H160ZM182 141V140H184V141H182L183 143L184 142H186V143H184L185 144V146H184V144H183V148L181 147V145L179 144V143H181L180 141ZM188 140V141H187ZM198 140H200V141H198ZM249 140V139H248ZM248 140L246 139H243L242 141H241V145L242 146H244V143H245V147H247L248 149H256L255 148V145H253V143H252V139L251 140H249V142H248ZM115 143H114V142ZM124 141V142H123ZM189 141H192V142H190V143H188ZM198 141V142H197ZM244 141H246V142H244ZM32 142V143H31ZM112 142V143H111ZM155 142V141H154ZM195 142H196V147H195ZM249 144H248V143ZM57 145H56V144ZM60 143H62V144H60ZM67 145H66V144ZM70 143V144H71ZM78 143V144H77ZM128 143V144H127ZM161 143V144H160ZM174 143V142H173ZM252 143V144H251ZM44 144V145H43ZM48 144H50V146L48 145ZM125 144V145H124ZM134 144V145H133ZM155 144H157V142H155ZM186 144H187V146H186ZM201 144V145H200ZM23 145V144H22ZM22 145L21 146H15V148L16 147H22ZM48 145V146H47ZM137 145V146H136ZM139 145H141V147L139 146ZM163 147V148H161V146ZM169 147L170 148V150H169V148H167V149H165L166 147ZM192 145V146H191ZM194 145V146H193ZM198 145H199V147H198ZM249 145H251V146H249ZM23 146H25V145H23ZM122 146V147H123ZM133 146V147H132ZM154 146V145H153ZM172 148H171V147ZM211 146V145H210ZM89 147V146H88ZM109 147V148H108ZM131 147V148H130ZM190 147H191V150H189L190 149ZM193 147V148H192ZM66 148H69V149H66ZM173 148H174V150H173ZM180 148V149H179ZM218 148V149H217ZM222 148V149H221ZM73 149V150H72ZM96 149H98V150H96ZM107 149H109V150H107ZM164 149V150H163ZM173 151H172V150ZM197 151V153H196V151ZM218 150V151H216V150ZM66 150H68L69 151V153L66 151ZM93 150V151H92ZM166 150V151H165ZM169 150V151H168ZM176 150H178V151H176ZM219 150H220V152H221V154H219V155H217V153H220L219 152ZM72 151H74V152H72ZM90 151H91V153H90ZM107 151V152H106ZM183 151V152H182ZM86 152V153H85ZM85 153V154H84ZM108 153V154H107ZM145 153V152H144ZM144 153L141 155V158H139V159H143V162L144 163H146V161L147 160H144V159H147V157H148V154H145L144 155ZM183 153V154H182ZM224 153L226 154V156L227 157H223V156H225L224 155ZM78 154V157L77 156H73V155H77ZM104 155L103 157H101V155ZM182 154V155H181ZM216 155V156H214L213 157V155ZM4 155V156H3ZM63 155V156H62ZM65 155H67V157L65 156ZM71 155L73 156V160H72V157H71ZM79 155H80V158H79ZM114 155V154H113ZM230 155L232 156V157H230ZM6 156V157H5ZM87 156V157H86ZM107 156H109V157H107ZM117 156V155H116ZM124 156V157H123ZM162 156V157H161ZM177 156H176V158H177ZM211 156V157H210ZM62 157V158H61ZM65 159H64V158ZM84 157V158H83ZM98 159H96V158ZM99 157H101V158H99ZM240 157V158H239ZM78 160H77V159ZM82 158V159H81ZM87 158H88V160H87ZM98 161V162H96V160ZM133 158V159H132ZM206 158V159H205ZM222 158H224V159H222ZM8 159V160H7ZM69 159V160H68ZM76 159V160H75ZM84 159V161L82 162V160ZM86 159V160H85ZM91 159L93 160L92 162H91ZM101 159V160H100ZM136 159V158H135ZM203 159H205L206 161H208V162H206V161H204ZM244 159V160H243ZM249 159V160H248ZM15 160V161H14ZM33 162H32V161ZM39 160H38V163L40 164V162H39ZM63 160V161H62ZM72 160V161H71ZM95 160V161H94ZM130 160V161H129ZM153 160H151V161H153ZM201 160H203V162L201 161ZM211 160V161H210ZM216 160V161H215ZM218 160H221V161H219V163H217L218 162ZM6 161V162H5ZM67 161V162H66ZM73 161H75V162H77V163H75V162H73ZM86 161L87 162H89V163H86ZM102 161V162H101ZM164 161V160H163ZM209 161L211 162V163H213L214 165H215V167H217V166H219L220 168H216V170H213V171H206V172H202V171H200L199 170V168H205V165L206 164H208L209 163ZM213 161V162H212ZM243 161H246V162H243ZM250 161V162H249ZM253 162V164H252V162ZM1 162L3 163V164H1ZM5 162V163H4ZM60 162V163H59ZM72 162H73V164H78V163H80V162H82V163H80V164H78V165H76V166H74L73 164H72ZM95 162L97 163V165L95 164ZM134 162V163H133ZM150 162V161H149ZM195 162V163H194ZM205 162V165H203V163ZM24 163H26V164H24ZM131 163V164H130ZM196 163H198V165H199V163H201L200 164V166L198 167V165L196 164ZM246 163V164H245ZM58 164H60V165H58ZM61 164H63V167H62V165ZM66 164H70V165H67L68 167H65L66 166ZM72 164V165H71ZM210 164V163H209ZM208 164V165H209ZM213 164H211V165H213ZM217 164V165H216ZM9 165H7V166H9ZM22 165L25 167H22ZM34 165V164H33ZM58 165V166H57ZM93 165H95V166H93ZM123 165H125V167L123 166ZM128 165V166H127ZM130 165H131V167H130ZM134 165V166H133ZM193 165V166H192ZM196 165V166H195ZM3 166V167H4ZM20 166V167H19ZM71 166V167H70ZM93 166L94 168H91V167ZM189 166H191L192 168H190ZM247 166V167H246ZM64 167H65V169H64ZM130 167V168H129ZM138 167V166H137ZM187 167H189V168H187ZM198 167V170H196V168ZM233 167V166H232ZM243 167V168H242ZM2 167H0V176H4V175H7V174H9V172H11L10 171V169H4V170H6V171H4L3 169H1ZM66 168H68V169H66ZM72 168V169H71ZM195 168V169H194ZM222 168V169H221ZM70 169V170H69ZM76 169H78V170H76ZM128 169H129V171H128ZM191 169V170H190ZM224 169V170H223ZM247 169V170H246ZM69 172H71V174H69L68 173V171ZM147 170V171H146ZM193 170H195V171H193ZM245 170V171H244ZM14 171H16V170H14ZM19 171V169H17V171L16 172H18ZM61 171H63L62 172V174L64 173V176L63 177H60V176H58L60 173H61ZM74 171V173H72ZM131 171V172H130ZM200 172V173H198V172ZM67 172V173H66ZM78 174H77V173ZM79 172H80V174H81V176H80V174H79ZM91 172H93L92 174H91ZM85 175H83V174ZM90 173V174H89ZM129 173V174H128ZM202 174V173H204L202 176H197L198 174ZM207 173V174H206ZM250 173H251V175H250ZM69 174V175H68ZM131 174V175H130ZM143 174V175H142ZM205 174H206V176H205ZM15 175V174H14ZM14 175H13V177H14ZM56 175V176H55ZM73 175H75V177L73 176ZM115 175H117V176H115ZM69 176V177H68ZM122 176V177H121ZM128 176V177H127ZM145 176V178L147 177V179H144V178H142V177H144ZM204 176V177H203ZM248 176H250L249 178H247ZM16 177V176H15ZM67 177H68V179H67ZM87 177H90L89 178V180H95V181H85V179L87 178ZM94 177V178H93ZM134 177V179H132ZM196 179H194V178ZM199 178V180H198V178ZM70 178H72V179H70ZM75 178V179H74ZM120 179V181L119 180H117V179ZM150 178V179H149ZM58 179V180H57ZM78 179V180H77ZM100 179V180H99ZM102 179H104L103 181H102ZM136 179V180H135ZM194 179V180H193ZM32 180V181H31ZM45 180V179H44ZM56 180V181H55ZM60 180V181H59ZM70 180H73V181H71L70 182ZM77 180V181H76ZM114 180H115V183H113L114 182ZM116 180H117V183H116ZM133 180V181H132ZM144 180V181H143ZM193 181V183H192V181ZM29 181H30V185H27V184H29ZM35 181V182H34ZM46 181V180H45ZM110 181H111V183H110ZM137 181V182H136ZM146 181V182H145ZM196 181V182H195ZM32 182V183H31ZM59 182L61 183V184H59ZM86 182V183H85ZM179 182V183H178ZM194 182H195V185H193L194 184ZM198 182V183H197ZM18 183V184H17ZM39 185H38V184ZM49 183H51V184H49ZM52 183H54L53 185H52ZM58 183V184H57ZM81 183H82V187L81 186H79V185H81ZM97 183V184H96ZM106 183H108V184H106ZM112 183L114 184L113 186H112ZM118 183H120V184H118ZM146 183V184H145ZM149 183V184H148ZM166 183H168V184H166ZM187 183V184H186ZM197 183V184H196ZM57 184V185H56ZM69 184V186H67ZM83 184H85L84 186H83ZM86 184H87V186H91V187H88V188H90L89 189V192L88 191H86L88 188H86ZM92 184H93V186H92ZM170 184H171V187H170ZM45 185V186H44ZM63 185H66L65 187L63 186ZM73 185H75V186H73ZM107 186V187H105V186ZM166 185H167V187H166ZM169 185V186H168ZM44 186V187H43ZM180 186V187H179ZM191 186V187H190ZM73 187V188H72ZM119 187V188H118ZM93 188H95V189H93ZM98 188V189H97ZM167 188V189H166ZM212 188V191H210V189ZM67 189V188H66ZM118 189V190H117ZM207 189H209V191H207ZM41 191V192H40ZM66 191V190H65ZM6 192V193H5ZM40 192V193H39ZM111 192H112V190H111ZM1 193H3V194H1ZM172 193V194H171ZM7 194V195H6ZM13 194V195H12ZM15 195V196H14ZM31 195V196H30ZM99 195H101V194H99ZM3 196H5V198L3 197ZM27 196V197H26ZM101 196H105L103 193H102V195ZM152 196H153V198H152ZM159 196V195H158ZM11 197V198H10ZM65 197V196H64ZM26 198V199H25ZM65 198H69V197H65ZM133 198L135 199V202H139L140 201V197L139 196H133ZM153 199V200H152ZM156 199V197H155V195H153V194H151V195H146V198L145 199H143L144 201H146V206L148 205H150V203H151V205H152V203H154V200ZM3 200V201H2ZM51 201H49V199L47 200H34V201H32V203H34V205H35V208L37 207V208H39L40 206H42L41 208H44V206H45V208H46V210L45 211H47V210H49V209H51V210H49L48 212V216H46V220H43L45 223H43L42 221H41V229L40 230H38L37 232H28V229H30L31 227H33L32 225H31V227H30V225H29V223H27L26 222V224H25V220L23 219V218H21V219H19V222H16V223H18V224H16L15 225V223L14 224H9V223H0V264H27V263H29V264H48L49 263V261H51V259H52V261H53V256H56L57 258H54L55 260V262H56V259H57V262L59 263V264H62V263H60L59 261L61 260V258L59 257V255H60V253H61V249H62V247H63V244H64V238H63V236H62V234H61V232H60V230H63L64 229V226H65V221H63V219L65 218V217H73V216H76V213H77V210L76 209H72V211H71V209H69L68 208V206H64L63 207V211L62 210H56V209H52V207L50 208V205H49V203H50ZM134 202V203H135ZM37 203V204H36ZM27 204V203H26ZM45 204V205H44ZM24 207V206H23ZM44 208V209H45ZM65 208V209H64ZM68 210H70V211H68ZM76 210V211H75ZM44 211V212H45ZM66 211H68V212H66ZM76 213H75V212ZM66 212V214H68V215H65L64 213ZM73 214V213H75V215H73V216H69V214ZM168 213V214H167ZM172 212L168 209V208H163V215H164V217H167V218H170L171 216H172V214H171ZM171 214V215H170ZM24 220V221H23ZM179 222V221H178ZM44 228V229H43ZM150 227H148L147 228V230H145V232H151L152 230H153V228L151 227L150 229H149ZM113 231H119L120 230V227H118V226H115L113 229H112ZM58 231V232H57ZM60 232V233H59ZM147 235V234H146ZM28 237V239H26ZM30 237H32V238H34V239H32L34 242H32V240H30ZM113 237H116V238H118L119 236H117V235H113ZM35 240H36V242H35ZM102 250H100L99 251V254L100 255H103L104 254V251H102L103 252V254H102V252H101ZM45 254H47L48 256H46ZM45 255V256H44ZM52 256L51 257V259H50V256ZM25 258H27V260L25 259ZM28 258H29V260H28ZM20 259V260H19ZM31 259H32V261H31ZM18 260V261H17ZM35 260V261H34ZM59 260V261H58ZM36 262V263H35ZM57 262L55 263V264H57ZM124 264V263H123ZM126 264H128V263H126Z\"/></svg>",
  "mask_w": 264,
  "mask_h": 264
},
{
  "label": "built area",
  "instance_id": "built-area-1",
  "mask_svg": "<svg viewBox=\"0 0 264 264\" xmlns=\"http://www.w3.org/2000/svg\"><path fill=\"white\" fill-rule=\"evenodd\" d=\"M154 36L158 39H161V40H168V39L172 38L170 31L166 30L164 28V26L160 25V24L155 26ZM254 224L257 225L258 227H260L264 232V215L255 219ZM217 255H218V253H216L214 251L205 250V252H203V254H202L201 261L199 264H219L216 261ZM204 257H205V261L202 260V258H204ZM263 260H264V258H263Z\"/></svg>",
  "mask_w": 264,
  "mask_h": 264
}]
</instances>
